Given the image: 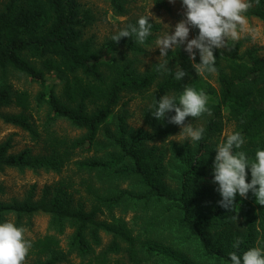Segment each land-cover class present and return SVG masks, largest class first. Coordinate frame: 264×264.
Here are the masks:
<instances>
[{
  "label": "trees",
  "instance_id": "16d2710c",
  "mask_svg": "<svg viewBox=\"0 0 264 264\" xmlns=\"http://www.w3.org/2000/svg\"><path fill=\"white\" fill-rule=\"evenodd\" d=\"M104 1L116 15L127 11L128 0ZM164 2L155 0V5L160 7ZM246 15L264 23V0ZM92 23L91 10L83 8L80 0H0V109L13 105L22 111L0 113V119L29 132L33 139L39 136L25 114L32 108L29 93L13 90L9 83L10 72L16 71L40 85L35 101L48 108V122L64 119L83 131L75 139L49 134V154L44 156H33L29 150L12 154L7 140L0 144V171L60 172L78 153L91 154L75 163L86 175L82 182L91 201L89 210L72 207L65 191L50 195L48 189L38 200L30 192L20 202H0V223L13 216L14 225L23 227L24 217L49 216L55 234L30 241L28 256L37 258L34 264H61L72 253L89 256L83 264H110L108 256L119 253L129 264H231L229 253L236 251L232 244L237 237L243 240L238 250L241 255L251 247H264V205L249 192L246 199L236 196L233 211L219 207L218 185L212 183L213 173L208 172L213 171L223 119L237 124L235 132L245 137L242 150L250 159L258 149L264 150V64L251 54H240L237 43L230 50L214 53L217 87L196 74L181 52L180 68L188 76L176 81L175 71L169 68L173 75L159 79L156 69L139 74L131 61L108 56L118 46L133 54L142 53L134 36L121 38L118 43L110 40L102 49H95L84 39ZM156 31L153 26L152 33ZM152 39L149 36L146 44ZM34 62L41 63L42 68ZM185 85L209 97L206 106L212 115L202 117L204 139L198 142L192 158L180 159L183 170L177 175L176 190L171 192L161 181L160 163L145 153L144 142L173 134L176 125L166 119L155 120L151 112L156 100L165 94L178 97ZM125 94L149 99L142 111L149 136L132 138L125 115L115 113ZM246 172V182H250L251 173ZM60 185L67 189L70 182L63 180ZM116 210L122 215L116 216ZM128 212L135 214L132 223L124 218ZM101 216L107 219L100 220ZM67 228L73 233L64 253L58 235ZM100 232L110 234L111 242L93 256L101 244Z\"/></svg>",
  "mask_w": 264,
  "mask_h": 264
},
{
  "label": "rangeland",
  "instance_id": "374dc122",
  "mask_svg": "<svg viewBox=\"0 0 264 264\" xmlns=\"http://www.w3.org/2000/svg\"><path fill=\"white\" fill-rule=\"evenodd\" d=\"M83 8L90 9L93 15V23L87 27L84 33V39L89 40L95 49H102L103 45L111 40V36L122 30L127 24L136 22L140 16L149 15L152 18L150 23L157 27V31L152 33L153 39L150 43L141 45L143 51L140 54H133L126 50L123 46H118L108 56H113L119 60H129L133 63V68L139 74H144L156 69L155 65L160 63L159 49L156 48V39L164 32L170 34L174 30L175 24L184 19V8L181 1L175 0L174 4H170L165 0L160 7L155 5V0H128L126 4V13L124 15H116L112 11L109 3L104 0H80ZM239 39L236 41L228 39V49L233 48L235 44L240 43L239 53L248 57L251 54L256 60L264 64V23L257 18H247V23L240 26ZM198 29L193 28L190 31L189 39H193L198 35ZM222 51H227L220 49ZM179 52H184L181 48L169 51L166 59L169 61L168 67L175 71V67H180ZM189 58V57H188ZM144 60L147 63H144ZM38 68H42L41 63L34 62ZM190 63H199V53H196V60ZM199 75V74H198ZM159 79L163 77L159 73ZM201 76V75H200ZM51 76L48 75V78ZM204 80L212 86L217 87L216 74H205L202 76ZM9 83L13 90L27 91L32 100V108L25 112L38 131V138L33 139L29 132L20 128L11 126L0 119V144L9 140L11 142L10 153L17 154L23 150H29L33 156H44L49 154L48 135L52 134L59 138L75 139L82 135L83 131L72 127L64 119H56L48 122L51 114L45 105H37L35 97L40 91V85L33 82L24 74L16 71H11L9 74ZM61 85L56 87L57 93ZM153 89L150 91L152 92ZM148 95V94H145ZM170 95V94H169ZM144 96V95H143ZM142 95L125 94L116 108V114H124L126 117V127L129 135L137 139L141 136H149L150 130L145 125L142 119V111L149 105V99ZM21 109L11 105L7 108L0 109L2 114H18ZM186 122H191L193 127H204V119H189ZM223 131L218 137L219 144L227 139V136L235 132L237 124L232 121L223 119ZM111 130L114 127L110 125ZM174 132L167 138L147 140L144 142V151L147 155L155 158L162 168L163 174L161 181L168 191L174 192L177 187V175L183 170L180 159L182 157H193V152L198 143H193L190 138L185 135H179L181 128L175 126ZM102 136L100 139L102 140ZM79 154V155H78ZM77 156L63 168L60 172L31 170V169H11L4 168L0 171V187L3 188V193L0 195V202L9 203L12 201H22L32 192L33 199L38 200L45 192L50 190V195L57 190L65 191V196L71 201L72 207H83L84 210L91 208V201L85 190V185L82 180L86 178L84 173L78 171L75 163L84 159L91 154L78 153ZM209 173H213L211 169ZM70 182V186L65 189L60 185L62 181ZM124 184L123 187H126ZM213 186V185H212ZM116 216L122 215L120 211H115ZM135 214L128 212L124 218L129 223L134 221ZM100 220H106L107 216L100 217ZM13 216L8 217L6 222H14ZM23 227L27 229L24 233L25 239L34 241L39 237L47 234H55L49 225V216L46 214H37L32 217H24L22 220ZM73 233V229L67 228L63 235H58L60 246L64 253L68 251V242ZM57 235V234H56ZM101 244L95 248V255H99L111 242V235L105 232H100ZM110 264H129L127 257L122 254H110ZM89 259L82 258L79 255L72 253L67 255L65 261L61 264H83ZM37 258L32 256L26 257V264H34Z\"/></svg>",
  "mask_w": 264,
  "mask_h": 264
},
{
  "label": "clouds",
  "instance_id": "9594fccd",
  "mask_svg": "<svg viewBox=\"0 0 264 264\" xmlns=\"http://www.w3.org/2000/svg\"><path fill=\"white\" fill-rule=\"evenodd\" d=\"M174 4L175 0H168ZM184 8V19L175 24L171 31L159 36L155 43L159 49L160 63L155 65L156 71L162 75H173L169 69V61L166 59L168 52L183 46L184 52L188 54L190 61L196 60L199 53V63H192L196 74H216V50L228 49V39L236 41L239 39V28L247 23V13L253 6H259L260 0H181ZM149 15L140 16L135 24H127L122 30L111 36V40L118 43L121 38L135 37V42L145 45L149 36L152 35L153 24ZM198 29V35L189 39L190 31ZM144 63H147L144 60ZM188 73L179 65L175 67L174 79L181 81ZM209 97L203 91L185 85L182 93L163 95L153 104L154 111L151 115L157 121L167 120L169 124L179 126V135H185L193 143L204 139L205 128L203 126L193 127L186 118H202L204 115L211 116L208 108ZM174 113L168 116L167 114ZM243 123V121H241ZM245 137L236 131L227 136V139L218 144L213 162V181L217 184L216 189L221 196L218 201L219 207L233 211L237 205L234 203L236 196L247 198L251 192L256 202L264 205V150L258 149L255 158L250 159L242 150ZM248 169L251 173V181L246 182ZM232 219L236 220L234 215ZM24 227H17L12 222L0 223V264H26L32 244L25 239ZM243 240L237 237L232 248L236 251L229 253L231 264H264V247H251L241 254L238 253Z\"/></svg>",
  "mask_w": 264,
  "mask_h": 264
}]
</instances>
